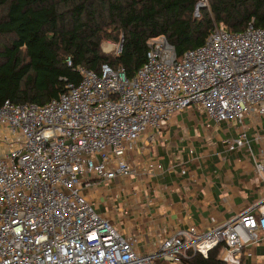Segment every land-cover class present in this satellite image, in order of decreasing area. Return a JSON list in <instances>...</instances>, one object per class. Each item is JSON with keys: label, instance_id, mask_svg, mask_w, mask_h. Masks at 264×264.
I'll return each mask as SVG.
<instances>
[{"label": "built area", "instance_id": "built-area-1", "mask_svg": "<svg viewBox=\"0 0 264 264\" xmlns=\"http://www.w3.org/2000/svg\"><path fill=\"white\" fill-rule=\"evenodd\" d=\"M199 4L207 0L195 11ZM147 45L130 79L119 66L79 67L80 81L44 104L0 105V264H184L217 245L225 264H264V190L247 209L209 228L178 229L150 253L83 194L91 177L131 176L128 153L139 137L183 109L239 123L237 137L224 141L231 151L249 148L245 118H264V28L252 20L239 32L215 27L181 59L165 36ZM102 49L119 54L121 43ZM252 156L264 189V161Z\"/></svg>", "mask_w": 264, "mask_h": 264}, {"label": "trees", "instance_id": "trees-1", "mask_svg": "<svg viewBox=\"0 0 264 264\" xmlns=\"http://www.w3.org/2000/svg\"><path fill=\"white\" fill-rule=\"evenodd\" d=\"M197 1L0 0V105L44 104L80 81L79 67L119 66L130 79L151 38L165 36L181 59L217 26L239 32L252 20L264 28V0H207L196 15ZM107 41L120 42V53L104 52ZM221 251L217 245L184 264H225Z\"/></svg>", "mask_w": 264, "mask_h": 264}, {"label": "crops", "instance_id": "crops-1", "mask_svg": "<svg viewBox=\"0 0 264 264\" xmlns=\"http://www.w3.org/2000/svg\"><path fill=\"white\" fill-rule=\"evenodd\" d=\"M244 123L249 148L231 151L224 141L237 137L239 123H217L196 108L176 112L158 133L148 128L136 141L128 153L131 176L91 177L83 194L124 238L137 237L141 253L155 251L178 229L209 228L263 195L252 155L264 161V118Z\"/></svg>", "mask_w": 264, "mask_h": 264}, {"label": "water", "instance_id": "water-1", "mask_svg": "<svg viewBox=\"0 0 264 264\" xmlns=\"http://www.w3.org/2000/svg\"><path fill=\"white\" fill-rule=\"evenodd\" d=\"M203 6H205V5H203V4H199V5H198L199 8H200V7H203ZM199 8H197V10L195 11V14H196V15L198 14V9H199ZM121 46H122V45H121Z\"/></svg>", "mask_w": 264, "mask_h": 264}, {"label": "rangeland", "instance_id": "rangeland-1", "mask_svg": "<svg viewBox=\"0 0 264 264\" xmlns=\"http://www.w3.org/2000/svg\"><path fill=\"white\" fill-rule=\"evenodd\" d=\"M165 264H167V263H165Z\"/></svg>", "mask_w": 264, "mask_h": 264}]
</instances>
